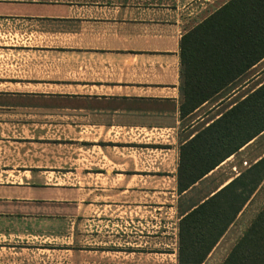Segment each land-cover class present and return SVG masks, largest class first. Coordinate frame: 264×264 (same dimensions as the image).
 Instances as JSON below:
<instances>
[{
	"label": "crops",
	"instance_id": "1",
	"mask_svg": "<svg viewBox=\"0 0 264 264\" xmlns=\"http://www.w3.org/2000/svg\"><path fill=\"white\" fill-rule=\"evenodd\" d=\"M226 1L0 0V264H177L263 133L177 191L179 146L264 82L263 57L180 114V38Z\"/></svg>",
	"mask_w": 264,
	"mask_h": 264
},
{
	"label": "trees",
	"instance_id": "2",
	"mask_svg": "<svg viewBox=\"0 0 264 264\" xmlns=\"http://www.w3.org/2000/svg\"><path fill=\"white\" fill-rule=\"evenodd\" d=\"M184 116L264 57V0H227L180 38ZM264 131V82L179 146L188 189ZM264 178V154L178 221L177 264H202ZM219 264H264V204Z\"/></svg>",
	"mask_w": 264,
	"mask_h": 264
},
{
	"label": "rangeland",
	"instance_id": "3",
	"mask_svg": "<svg viewBox=\"0 0 264 264\" xmlns=\"http://www.w3.org/2000/svg\"><path fill=\"white\" fill-rule=\"evenodd\" d=\"M260 68L261 67H255L254 70L247 73V76L252 75L255 71H257L258 74L261 73L262 71L260 70ZM261 78H263V75L260 76L259 79H257V81H259ZM257 81H255V83ZM255 83L254 84L251 83V86H254ZM262 132H261L262 134L260 135L258 134L259 135L257 137L258 139H256L253 145L251 146L248 156L244 154V156H246L245 158L242 157L238 159L240 162V166L236 168L237 171L240 172L245 167L250 165L251 158L255 153L263 149V154H264V131ZM163 186L164 184H159V187H161V189H163ZM191 200H193V197L190 199V201ZM263 204H264V178L257 187V189L255 190V193L251 196V199L246 204L244 211L240 215H238L236 221L233 223V225H231L228 233H226V236L224 237L223 241L216 249L215 254H213L212 257L205 264H219L223 260L225 253L229 251L234 241L241 235L242 231L248 226L249 222L254 216L253 214H255L256 211H258V209H260V207Z\"/></svg>",
	"mask_w": 264,
	"mask_h": 264
}]
</instances>
